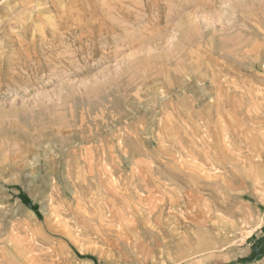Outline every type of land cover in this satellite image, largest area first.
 I'll list each match as a JSON object with an SVG mask.
<instances>
[{"label": "rangeland", "instance_id": "1", "mask_svg": "<svg viewBox=\"0 0 264 264\" xmlns=\"http://www.w3.org/2000/svg\"><path fill=\"white\" fill-rule=\"evenodd\" d=\"M0 264H264V0H0Z\"/></svg>", "mask_w": 264, "mask_h": 264}, {"label": "bare ground", "instance_id": "2", "mask_svg": "<svg viewBox=\"0 0 264 264\" xmlns=\"http://www.w3.org/2000/svg\"><path fill=\"white\" fill-rule=\"evenodd\" d=\"M114 29V28H113ZM107 38V37H106ZM68 61V60H67ZM61 63V62H60ZM162 64V63H161ZM162 70V69H161ZM158 72V71H157ZM156 73V72H155ZM184 75V74H183ZM148 79V78H147ZM180 88V87H179ZM177 107V106H176ZM162 146V145H161ZM122 147V146H121ZM120 148V147H119Z\"/></svg>", "mask_w": 264, "mask_h": 264}]
</instances>
